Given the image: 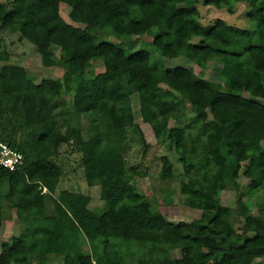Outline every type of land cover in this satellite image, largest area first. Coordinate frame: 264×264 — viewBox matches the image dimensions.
Listing matches in <instances>:
<instances>
[{
  "label": "trees",
  "instance_id": "obj_1",
  "mask_svg": "<svg viewBox=\"0 0 264 264\" xmlns=\"http://www.w3.org/2000/svg\"><path fill=\"white\" fill-rule=\"evenodd\" d=\"M198 1L216 8L246 4L253 37H239L221 18L202 24ZM62 2L86 18L83 27L61 16ZM153 28L151 50L134 48L133 39ZM97 29H109L114 41H97ZM2 31L29 41L42 63L59 65L63 73L36 81L9 61L0 38V140L24 157L18 171L0 168V228L3 202L23 228L1 243L0 264H32L48 255H61L62 264H83L86 256L84 264H128L127 256L137 264H253L264 258V214L247 212L249 194L264 188V149L255 147L264 142V0H0ZM152 53L186 57L200 71L166 67L153 62ZM96 60L103 70L91 73ZM209 69L216 81L205 74ZM228 70L247 72L249 79L227 76ZM134 93L142 121L160 144L169 142L177 153L192 146L196 161L182 164L187 179L179 192L200 201L197 226L170 224L134 184L138 172L126 165L119 136L134 124ZM64 94L74 124L57 109ZM189 97L202 108L185 122ZM61 145L80 152L86 181H101V207L82 206L64 188L55 196L63 175ZM160 162L159 177L173 178L170 159L163 155ZM228 187L243 218L238 230L233 209L220 202ZM173 248L179 257H170Z\"/></svg>",
  "mask_w": 264,
  "mask_h": 264
},
{
  "label": "rangeland",
  "instance_id": "obj_2",
  "mask_svg": "<svg viewBox=\"0 0 264 264\" xmlns=\"http://www.w3.org/2000/svg\"><path fill=\"white\" fill-rule=\"evenodd\" d=\"M197 7L200 13L199 21L202 24H212L215 20L221 18L226 20L234 34L239 37H253L252 32L254 30V23L244 15L247 9L246 4H233L230 7L216 8L212 5H204L202 1H198ZM60 14L73 26L83 27L85 25L86 18L75 16L70 7L63 2L60 3ZM93 33L97 41H114V37L109 29H97L93 31ZM155 33L156 28H153L142 36L136 39L134 38V48L143 47L151 50L152 46L150 41ZM0 38L6 49L11 53L9 61L24 66L36 81H40L43 78H59L62 75L63 70L59 65L42 63L35 47L29 41L19 37L18 34L2 31L0 33ZM130 48L131 47H126L125 51L127 53L130 52L132 50ZM54 54L58 56L59 50L56 49ZM152 61L162 62L166 67L184 66L191 67L196 73L200 71L197 65L183 56L176 59H168L161 56L159 53H152ZM244 61L250 69L252 61L246 56L244 57ZM2 64L3 62L0 61V65ZM102 70L103 64L101 60L93 62L91 73H97ZM205 74L209 79L214 81L217 80L212 75L210 69L205 72ZM226 75L241 81H247L250 76L247 72L239 73L232 70H228ZM60 100L61 104L57 106V109L64 114V117H69V122L71 124H74L75 119L71 115L70 95H62ZM139 101V93L131 95L134 124L130 127H126L120 131L119 134L126 165L134 166L135 170L138 172V174L133 177L134 184L145 194L152 206L162 212L167 222L170 224L197 226L199 225L198 219L202 208L200 201L197 199L185 200L179 192L181 180L187 179L182 164H192L196 161L192 153V146L189 143L184 144L181 152L177 153L169 142L160 144L153 134L151 127L141 119ZM184 101L186 117L183 121L188 122L187 118L192 117L197 109L202 108V105L191 97L184 98ZM259 101L264 104V100ZM144 144H147V148H145ZM255 147L263 150L264 142L257 140ZM163 155L167 156L173 165L174 177L171 179L163 180L159 177L161 167L160 157ZM57 161L61 166L63 175L55 196H57L59 189L64 188L71 190L82 206L86 207V205H88L89 208L101 207L102 202L99 199L101 181L88 182L84 179L80 162V152L72 145H61ZM238 180L242 185V190L246 191L248 179L242 175V171H240ZM1 189L3 190L4 187ZM235 198L236 194L230 187L220 193V202L233 209L231 222L233 228L238 230L243 222V218L236 213ZM168 200H170L169 203L166 202ZM47 203L49 204L48 200ZM48 212L51 216L49 217L50 221H53L50 208ZM247 212L255 215L264 214V188H259L249 194ZM2 219L0 245L4 241L10 242L13 236L23 232L20 222L15 217V210L12 209L7 202H3ZM170 257H179V250L174 248L171 249ZM81 262H90V256L83 257ZM127 262L128 264H137L134 256H127ZM32 264H62V259L61 255H48L42 262L34 261ZM253 264H264V258H257Z\"/></svg>",
  "mask_w": 264,
  "mask_h": 264
},
{
  "label": "built area",
  "instance_id": "obj_3",
  "mask_svg": "<svg viewBox=\"0 0 264 264\" xmlns=\"http://www.w3.org/2000/svg\"><path fill=\"white\" fill-rule=\"evenodd\" d=\"M23 163V154L0 140V168L18 171L23 166ZM42 192H46L45 187H42Z\"/></svg>",
  "mask_w": 264,
  "mask_h": 264
}]
</instances>
